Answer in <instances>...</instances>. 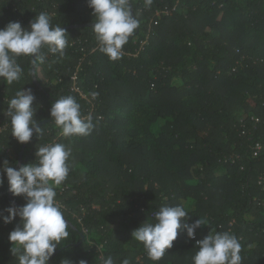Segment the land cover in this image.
Instances as JSON below:
<instances>
[{
	"label": "trees",
	"instance_id": "16d2710c",
	"mask_svg": "<svg viewBox=\"0 0 264 264\" xmlns=\"http://www.w3.org/2000/svg\"><path fill=\"white\" fill-rule=\"evenodd\" d=\"M130 6L139 27L112 61L99 50L87 0H0V28L18 21L30 30L46 12L69 36L62 57L45 46L43 64L21 56V79H0V122L10 123L6 99L24 87L35 96L37 120L51 121L24 145L11 127L0 133V164H30L54 141L71 149L69 174L55 191L73 226L49 264H101V256L114 264H193L196 240L217 231L238 238L241 264H264V0ZM67 95L92 115L90 135L66 138L52 124L51 105ZM11 204L25 200L8 192L5 178L0 209ZM165 205H182L189 224L204 218L208 225L195 239L180 231L153 261L132 232L154 223ZM17 224L0 221V264H18L8 240Z\"/></svg>",
	"mask_w": 264,
	"mask_h": 264
},
{
	"label": "clouds",
	"instance_id": "9594fccd",
	"mask_svg": "<svg viewBox=\"0 0 264 264\" xmlns=\"http://www.w3.org/2000/svg\"><path fill=\"white\" fill-rule=\"evenodd\" d=\"M151 3V0H146ZM92 10L99 50L110 60L122 58L123 47L139 27L133 15L130 0H87ZM69 36L59 24L53 25L46 12L36 15L25 29L20 22H9L0 28V79L11 85L18 82L23 69L17 62L21 56L29 57L31 63L43 64L46 56L41 49L61 57L68 46ZM98 94L92 93L95 98ZM35 96L31 88H22L8 102L7 115L10 118L11 136L21 144L31 142L33 135L41 138L44 128L36 118L38 107H33ZM49 117L52 124L61 129L63 137L87 136L93 131V117L83 115L81 104L75 97L67 95L51 105ZM71 149L63 143L52 142L37 148L32 163L17 166L4 160L0 164V188L7 180V190L13 197H22L21 207L11 204L0 209V221L12 224L19 218V224L9 233L11 254L18 264H49L61 243L70 237L72 224L66 219L62 205L56 199V191L67 178L70 168L68 160ZM155 222H145L132 232V238L142 243L153 261L161 260L166 250L171 249L180 231H186L189 239H195L196 231L207 226L204 218L191 219L182 205L162 206L154 212ZM193 264H241L242 245L238 238L228 232L217 231L203 239L196 240ZM101 264H114L111 256L100 257ZM70 264V261H63ZM79 264H87L80 260ZM122 264H129L127 259Z\"/></svg>",
	"mask_w": 264,
	"mask_h": 264
},
{
	"label": "built area",
	"instance_id": "2783aa9c",
	"mask_svg": "<svg viewBox=\"0 0 264 264\" xmlns=\"http://www.w3.org/2000/svg\"><path fill=\"white\" fill-rule=\"evenodd\" d=\"M73 90L78 92L82 98H86V96L82 93V91L80 90V88L75 84L73 87ZM7 102H9L8 99H6ZM11 127L9 122L6 123H2L0 122V133L7 131L9 128ZM262 149V146L260 144L256 145V151H255V155L257 156L259 151ZM10 153V151H8ZM101 248V247H100Z\"/></svg>",
	"mask_w": 264,
	"mask_h": 264
},
{
	"label": "water",
	"instance_id": "95a60500",
	"mask_svg": "<svg viewBox=\"0 0 264 264\" xmlns=\"http://www.w3.org/2000/svg\"><path fill=\"white\" fill-rule=\"evenodd\" d=\"M47 123H51V121H44V122L40 123L39 126L42 127V126L46 125ZM24 150H25V146L23 147V150H22V152L20 154L21 157H22V155L24 153Z\"/></svg>",
	"mask_w": 264,
	"mask_h": 264
},
{
	"label": "rangeland",
	"instance_id": "374dc122",
	"mask_svg": "<svg viewBox=\"0 0 264 264\" xmlns=\"http://www.w3.org/2000/svg\"><path fill=\"white\" fill-rule=\"evenodd\" d=\"M187 208H190V206H187Z\"/></svg>",
	"mask_w": 264,
	"mask_h": 264
}]
</instances>
